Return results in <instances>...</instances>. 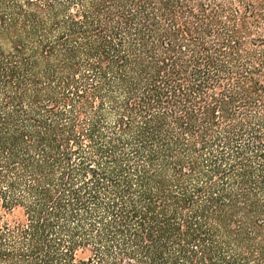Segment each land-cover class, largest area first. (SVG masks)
Wrapping results in <instances>:
<instances>
[{
  "label": "trees",
  "instance_id": "trees-1",
  "mask_svg": "<svg viewBox=\"0 0 264 264\" xmlns=\"http://www.w3.org/2000/svg\"><path fill=\"white\" fill-rule=\"evenodd\" d=\"M0 264H264V0H0Z\"/></svg>",
  "mask_w": 264,
  "mask_h": 264
}]
</instances>
